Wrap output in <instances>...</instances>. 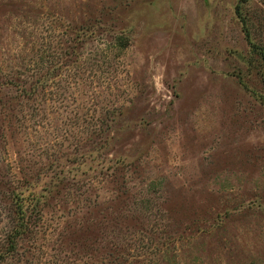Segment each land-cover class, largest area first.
Returning a JSON list of instances; mask_svg holds the SVG:
<instances>
[{"label": "rangeland", "instance_id": "374dc122", "mask_svg": "<svg viewBox=\"0 0 264 264\" xmlns=\"http://www.w3.org/2000/svg\"><path fill=\"white\" fill-rule=\"evenodd\" d=\"M0 255L264 264V0H0Z\"/></svg>", "mask_w": 264, "mask_h": 264}, {"label": "trees", "instance_id": "16d2710c", "mask_svg": "<svg viewBox=\"0 0 264 264\" xmlns=\"http://www.w3.org/2000/svg\"><path fill=\"white\" fill-rule=\"evenodd\" d=\"M244 2H246V0H241V3H244ZM237 9H238V7H237ZM237 13H238V10H237ZM241 22H242V26H243L242 28H243L245 37L247 39V42L251 43L250 39H249V32L246 29V26H245V23H244L245 21L243 19H241ZM25 201L26 200L21 197V199L17 203L18 208H19V211L17 212L18 213V215H17L18 221H17V226L15 227L14 231H12V234L10 236V237L13 238L12 242L16 241V239L22 233L31 231L30 224L28 223V215H27V211H28L29 205L26 204ZM12 242H11V244H12ZM1 257H2V255H0V258Z\"/></svg>", "mask_w": 264, "mask_h": 264}]
</instances>
